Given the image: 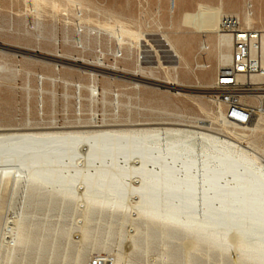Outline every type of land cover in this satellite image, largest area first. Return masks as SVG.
<instances>
[{"label": "bare ground", "instance_id": "1", "mask_svg": "<svg viewBox=\"0 0 264 264\" xmlns=\"http://www.w3.org/2000/svg\"><path fill=\"white\" fill-rule=\"evenodd\" d=\"M224 14L231 13L220 10L212 44L218 69L231 58V39L219 32ZM236 15L249 27L257 22L254 8L250 15ZM163 40L176 58L164 67L169 80L143 65L140 52L132 76L117 74L127 69L117 60L83 62L59 54L47 60L93 77L99 71L128 79L138 88L177 87L182 94L179 73L189 63L174 41ZM5 69L0 63V72ZM96 93L89 89L92 98ZM217 121L218 131L203 120L193 126L139 123L133 129L92 120L41 130L0 128V204L13 210L5 222L11 225L9 236L2 233L8 214H0V264H95L111 257L116 263L147 264L146 256L162 245L165 264H205L207 256L229 264H264V163L252 148L220 138L235 140L256 127L230 121L222 110ZM149 125L177 127H144ZM187 126L209 134L191 138Z\"/></svg>", "mask_w": 264, "mask_h": 264}, {"label": "rangeland", "instance_id": "2", "mask_svg": "<svg viewBox=\"0 0 264 264\" xmlns=\"http://www.w3.org/2000/svg\"><path fill=\"white\" fill-rule=\"evenodd\" d=\"M220 1L223 13L243 15L245 0H173V10L170 0H0V63L6 65L0 72V128L41 130L92 120L109 128L133 129L141 127L136 126L139 123L193 126L203 120L218 131L221 125L217 118L222 108L214 102L213 83L218 64L212 44L218 36V14L213 7ZM253 4L257 18L253 28H264V0H253ZM201 9L203 14L197 15ZM200 17L204 20L194 19ZM165 36L176 43L189 63L179 73L183 86L178 88L182 94L176 93L177 87L138 88L128 79H110L99 71L93 77L47 60L52 54L83 62L111 64L117 60L127 68L117 74L132 76L140 52L143 65L154 66L160 79L169 80V71L164 67L176 58L165 46ZM197 62L208 68L199 70L195 67ZM205 71L207 79H199ZM92 87L97 90L94 98L89 95ZM261 116L264 115L254 119L251 125L256 129L247 131L246 136L233 137L235 140L220 138L252 148L264 163V117ZM154 126L177 127H144ZM186 129L191 138L209 134L188 126ZM160 131L154 132L161 134ZM10 210L4 203L0 204V214H8L2 216L3 236L11 235V225L5 223L13 215ZM161 247L155 255L146 256L147 264H165ZM1 258L0 253V262ZM108 260L105 263L101 259L95 264H132L116 263L112 257ZM206 260L205 264H229L208 256ZM6 263L9 264L7 261L3 264Z\"/></svg>", "mask_w": 264, "mask_h": 264}, {"label": "built area", "instance_id": "3", "mask_svg": "<svg viewBox=\"0 0 264 264\" xmlns=\"http://www.w3.org/2000/svg\"><path fill=\"white\" fill-rule=\"evenodd\" d=\"M252 11L247 0L244 12ZM219 32L231 39V58L216 72L214 102L226 119L250 125L264 112V28L249 27L239 15L224 14Z\"/></svg>", "mask_w": 264, "mask_h": 264}, {"label": "crops", "instance_id": "4", "mask_svg": "<svg viewBox=\"0 0 264 264\" xmlns=\"http://www.w3.org/2000/svg\"><path fill=\"white\" fill-rule=\"evenodd\" d=\"M222 9H223V7L221 8V4H220V3H219V5L213 7V11H214L216 14H218V17H219L220 10L223 11ZM202 14H203V9H201V10H200V13L197 14V15H202ZM194 19H195V20H204V19H202L201 17H200V18H194Z\"/></svg>", "mask_w": 264, "mask_h": 264}]
</instances>
